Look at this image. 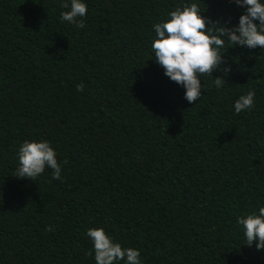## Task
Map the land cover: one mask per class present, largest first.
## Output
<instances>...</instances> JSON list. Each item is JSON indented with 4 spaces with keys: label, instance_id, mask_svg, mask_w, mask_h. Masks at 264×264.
<instances>
[{
    "label": "trees",
    "instance_id": "trees-1",
    "mask_svg": "<svg viewBox=\"0 0 264 264\" xmlns=\"http://www.w3.org/2000/svg\"><path fill=\"white\" fill-rule=\"evenodd\" d=\"M191 2L232 25L243 12L230 0H86L78 29L60 0H0V264H95L97 227L145 264H264L236 224L264 205V49L227 45L230 71L201 76L190 104L151 43L153 25ZM250 89L255 107L235 114ZM33 139L56 149L63 182L51 169L16 177Z\"/></svg>",
    "mask_w": 264,
    "mask_h": 264
},
{
    "label": "clouds",
    "instance_id": "clouds-1",
    "mask_svg": "<svg viewBox=\"0 0 264 264\" xmlns=\"http://www.w3.org/2000/svg\"><path fill=\"white\" fill-rule=\"evenodd\" d=\"M243 9L235 25L230 20H212L203 15L197 2L185 3L168 12L165 18L153 25L151 43L152 59L164 70V75L183 87L184 99L196 104L202 97L201 76L213 77L214 71L224 75L230 68H222L229 48L264 49V0H230ZM61 20L78 29L86 27L88 4L86 0H60ZM234 47H227V45ZM227 81L214 78L217 90ZM76 90H84L83 84ZM256 92L250 89L241 94L233 104L235 114L255 107ZM16 177L35 181L46 169H51V179L63 182V162L46 139L23 141L17 151ZM236 224L243 232L244 245L264 250V205L257 204L250 213L238 216ZM87 238L92 244L95 264H145L141 250L125 247L104 228H89Z\"/></svg>",
    "mask_w": 264,
    "mask_h": 264
}]
</instances>
